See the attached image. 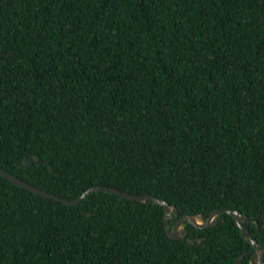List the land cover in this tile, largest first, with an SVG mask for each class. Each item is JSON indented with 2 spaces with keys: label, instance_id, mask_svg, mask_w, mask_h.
<instances>
[{
  "label": "trees",
  "instance_id": "1",
  "mask_svg": "<svg viewBox=\"0 0 264 264\" xmlns=\"http://www.w3.org/2000/svg\"><path fill=\"white\" fill-rule=\"evenodd\" d=\"M0 169L264 263V0H0ZM162 218L0 176V264H254Z\"/></svg>",
  "mask_w": 264,
  "mask_h": 264
},
{
  "label": "water",
  "instance_id": "2",
  "mask_svg": "<svg viewBox=\"0 0 264 264\" xmlns=\"http://www.w3.org/2000/svg\"><path fill=\"white\" fill-rule=\"evenodd\" d=\"M0 176L5 178L6 180H8L9 182H11L13 185H15L17 187L25 189V190H27V191L35 194V195H38L40 197H44V198L51 199L54 201H59L65 205H75L81 199H83L89 192H93V191H103L106 193H110L112 195H116V196L121 197V198L134 200V201H140V202L152 201L154 203L159 204L162 207L163 228H164L166 235L171 239H178V238H181L184 236V234L180 232V229L182 227L183 222H187L195 228H203V227H206V226L211 224V222H212V220L216 214L226 213L233 220V222L235 223L238 230L243 234L245 242L251 245V247H252V262L254 264H264V263L260 262L258 259V247H257L256 242L251 238L250 233L241 225V222L244 221V217L241 214L236 213L235 211H232L229 209H215V210L211 211L203 221L198 216L181 215L169 227L167 221H168V218H169V215L171 212V208L169 206H167V204L164 201H162L156 197L150 196V195H137V196H135V195H131V194H128L125 192L118 191V190H116L114 188H110V187L92 186V187H89L88 189L84 190L82 193H80L75 198H73L71 200H66V199L59 198L55 195L46 193L44 191H41L35 187H32V186L22 182L21 180L15 178L14 176L8 174L7 172L3 171L2 169H0ZM235 264H238L237 260H235Z\"/></svg>",
  "mask_w": 264,
  "mask_h": 264
}]
</instances>
